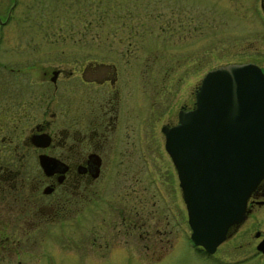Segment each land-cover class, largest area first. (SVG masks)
I'll list each match as a JSON object with an SVG mask.
<instances>
[{"label":"flooded vegetation","instance_id":"af4514ba","mask_svg":"<svg viewBox=\"0 0 264 264\" xmlns=\"http://www.w3.org/2000/svg\"><path fill=\"white\" fill-rule=\"evenodd\" d=\"M244 1L257 3L264 19V0ZM11 2L3 17L0 10V264H25L21 243L36 246L51 237L54 227L75 226L78 220H94L87 239L102 261L117 256V245L124 246L135 230L144 237L149 227L157 230L162 222H173L176 233L184 203L161 128L174 125L177 111L192 105H180L175 117L161 121L164 99H147L144 113H136L133 123L137 103L128 90L133 84L124 83L115 62L77 59L64 54L59 44L44 60L34 59V53L31 58L39 46L34 35L41 33L50 46L53 32L7 28L16 1ZM4 7L0 0V9ZM11 21L16 22L14 17ZM129 46L124 44L125 50ZM55 51L63 56L54 58ZM257 65L264 71V65ZM34 66L38 70L32 75ZM157 101L159 112L150 105ZM239 231L246 233L243 245L253 251L235 262L264 258L257 248L264 242V176L247 196L243 218L228 227L212 252L190 243L199 254L211 256L223 241L240 237ZM45 254L46 264L55 258ZM41 255L35 252V264L46 258Z\"/></svg>","mask_w":264,"mask_h":264},{"label":"rangeland","instance_id":"374dc122","mask_svg":"<svg viewBox=\"0 0 264 264\" xmlns=\"http://www.w3.org/2000/svg\"><path fill=\"white\" fill-rule=\"evenodd\" d=\"M15 1L9 11L7 28L20 27L30 32L31 28L38 27L53 32L54 40L49 46L36 31L34 36L39 46L28 53L31 58L34 53L33 58L42 61L45 53L59 44L64 54L77 59L113 61L122 69V80L132 81L128 90L132 92V102L137 103L133 123L136 113H144L147 99L158 100V96L164 99L165 115L160 116L161 121L165 116L175 117L180 105L191 106L194 89L209 68L228 62L251 61L264 65V19L257 12V3L244 0ZM11 3L5 0V7L0 9L2 17ZM13 17L16 22L11 21ZM124 44L130 45L129 51ZM7 53L11 54L10 49ZM54 53V58L63 56L58 51ZM28 68L23 66L24 70ZM37 68H31L32 75L37 74ZM158 104V101L150 103L155 112H159ZM160 213L164 215L163 211ZM77 223L54 227L51 237L36 246L21 243L22 262L35 264V252L42 251V258H46L40 259V264L47 263L49 254L45 253L50 252L55 258L48 264H238L235 260L247 250L253 251V246L247 249L243 245L246 233L242 235L239 231L240 237L223 241L211 256L199 254L188 238L184 204L181 227L176 233L173 222L168 226L162 222L157 230L149 227L144 237L138 236L135 230L134 236L126 237L124 246L117 245L119 254L108 261L95 256V244L91 246L87 239L94 220ZM164 237L169 238L167 243L163 242ZM247 264H264V258L254 257Z\"/></svg>","mask_w":264,"mask_h":264},{"label":"water","instance_id":"95a60500","mask_svg":"<svg viewBox=\"0 0 264 264\" xmlns=\"http://www.w3.org/2000/svg\"><path fill=\"white\" fill-rule=\"evenodd\" d=\"M161 129L189 239L210 253L243 218L246 198L264 176V71L250 61L207 69L193 105ZM257 248L264 253V242Z\"/></svg>","mask_w":264,"mask_h":264},{"label":"bare ground","instance_id":"6f19581e","mask_svg":"<svg viewBox=\"0 0 264 264\" xmlns=\"http://www.w3.org/2000/svg\"><path fill=\"white\" fill-rule=\"evenodd\" d=\"M217 249V248H216Z\"/></svg>","mask_w":264,"mask_h":264}]
</instances>
